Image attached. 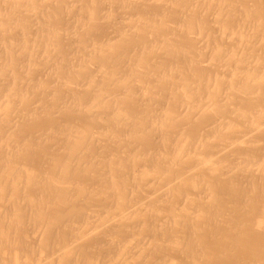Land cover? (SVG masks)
<instances>
[{
    "label": "bare ground",
    "instance_id": "1",
    "mask_svg": "<svg viewBox=\"0 0 264 264\" xmlns=\"http://www.w3.org/2000/svg\"><path fill=\"white\" fill-rule=\"evenodd\" d=\"M0 264H264V0H0Z\"/></svg>",
    "mask_w": 264,
    "mask_h": 264
}]
</instances>
